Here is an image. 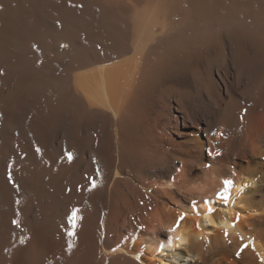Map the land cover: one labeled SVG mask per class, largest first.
I'll use <instances>...</instances> for the list:
<instances>
[{"label": "bare ground", "instance_id": "6f19581e", "mask_svg": "<svg viewBox=\"0 0 264 264\" xmlns=\"http://www.w3.org/2000/svg\"><path fill=\"white\" fill-rule=\"evenodd\" d=\"M0 264H264V0H0Z\"/></svg>", "mask_w": 264, "mask_h": 264}, {"label": "snow or ice", "instance_id": "6c2138e0", "mask_svg": "<svg viewBox=\"0 0 264 264\" xmlns=\"http://www.w3.org/2000/svg\"><path fill=\"white\" fill-rule=\"evenodd\" d=\"M33 47L35 48L36 46L33 45ZM37 152H39V149H37ZM66 155H68L69 160H70L71 159V154L70 153H66ZM9 180L11 181V173H9ZM92 187H95V181L92 182ZM217 198L220 199V200H223L225 202V204L227 203V198L225 196H223L222 194L217 193ZM77 211H78L77 209H73L71 215L69 216L70 222H73V227L75 226V221L77 220V215H76ZM208 211L211 213L213 211V209L209 208ZM184 218L185 217H184L183 214L180 217H178L177 222H176V226L177 227L179 226V223L184 220ZM238 218H239V216L237 214V220H238ZM13 223L14 224H18V221L14 220ZM197 227H199V224L197 225ZM175 230H176V228L174 227V228L170 229L169 231H173L174 232ZM69 235L70 236L74 235V233H69ZM176 239H179V237H176ZM244 247H246V246L242 245L241 248L237 251V256H239L241 254V252L243 251ZM68 250L69 251L71 250V245H69V249Z\"/></svg>", "mask_w": 264, "mask_h": 264}]
</instances>
